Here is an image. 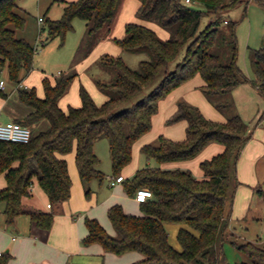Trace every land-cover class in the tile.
Returning a JSON list of instances; mask_svg holds the SVG:
<instances>
[{
    "label": "trees",
    "instance_id": "trees-1",
    "mask_svg": "<svg viewBox=\"0 0 264 264\" xmlns=\"http://www.w3.org/2000/svg\"><path fill=\"white\" fill-rule=\"evenodd\" d=\"M122 0H73L66 4L59 19H48L50 36L65 38L74 29L73 20L87 21L85 47L89 52L96 42L109 35ZM242 0H139L137 15L144 21H155L169 30L162 37L143 21L125 24V34L115 41L124 49L147 52L138 68H132L122 56H103L102 66L113 70L110 81L96 80L106 95L102 104L95 102L82 85L79 106L60 105L77 73L60 74L43 79L44 95L35 87H18L19 100L32 108L23 119L33 135L29 142L0 140V173H4L7 186L0 190L9 224L17 216L28 213L33 223L50 230L55 219L51 211L27 209L24 199L32 194L37 179L47 193L53 207L71 197L72 178L65 157L76 149V161L81 178L90 195L88 184L105 177L95 143L101 137L109 141L115 177L133 160L135 143L153 127V118L159 112L160 102L176 88L201 75L202 92L210 98L223 97L248 80L238 63L239 46L236 36L237 22L222 27L223 13ZM264 7V0H258ZM203 4L205 9L195 4ZM211 16L201 28L203 17ZM27 17L19 0H0V70L7 68L15 84L22 81L23 70L34 68L36 46L19 36ZM185 50L182 60L179 54ZM257 90L264 96V45L254 49ZM3 78L0 77V81ZM9 93L0 86V98ZM230 106L218 103L220 110ZM261 118L264 119V110ZM49 127L36 131L41 120ZM181 120L188 122L186 137L175 140L161 135L155 142L141 147L146 164L132 178H125V189L135 197L138 189L148 187L153 196L140 202L142 214L125 211L121 203L108 209L115 233H110L97 218L86 217L88 234L83 243H100L108 252L121 255L130 251L141 252L144 257L129 264H232L224 253V242L233 212L231 188L238 184L237 160L248 128L239 115L226 121L213 120L188 100L181 98L177 110L168 118L169 124ZM221 143L225 149L200 166L203 178H197L190 169H167L162 164L197 157L211 143ZM264 198V191L258 190ZM167 223H183L178 233L182 250L169 241ZM198 232V234L196 233ZM233 245L249 257V261L235 264H264V246L252 241H232ZM10 253L0 256V264H8Z\"/></svg>",
    "mask_w": 264,
    "mask_h": 264
},
{
    "label": "rangeland",
    "instance_id": "rangeland-1",
    "mask_svg": "<svg viewBox=\"0 0 264 264\" xmlns=\"http://www.w3.org/2000/svg\"><path fill=\"white\" fill-rule=\"evenodd\" d=\"M70 1L73 0H19V6L26 15L27 22L24 29L18 30V35L27 38L37 48L34 68L30 72L22 71L21 83L25 86L24 83L27 82L28 88L35 87L38 94H44V77L48 76L53 79L60 74L76 72L77 75L68 91L61 98V103L66 109L69 105H81L80 87L82 85L89 91L96 103L102 104L106 100V96L98 87L96 80L100 78L110 81L114 78V72L101 65L100 60L103 56H122L132 68H138L143 59L150 58L147 52L124 49L115 41L116 38L124 36L125 22L143 21V23L154 27L162 37L166 36V33L170 36L169 30L157 22L144 21L138 17L139 0H122L112 24L111 33L103 35L104 37H101L87 52L85 44L88 26L87 21L80 17L74 18V29L69 31L64 39L59 35L49 37L48 19L61 18L64 7ZM195 5L200 9H205L203 4L196 3ZM40 17L45 20L41 21ZM210 18L211 16L208 14L203 17L201 28L208 24ZM222 18L224 19L221 23L222 27H230L234 22H237L238 63L248 80L235 87L228 95L220 98H210L203 93L204 106L195 105L210 119L211 117L206 113L208 112L206 111L207 105L211 108V112L225 116L226 119L233 115H239L248 128V139L237 160L236 178L238 184L231 188L233 212L224 242V253L228 261L235 264L249 261V257L234 246L232 241H252L264 246V198L258 192L260 189L264 191V119L261 118L264 110V96L256 88L258 79L254 65V49L264 45V7L258 0H242L225 11ZM184 55L185 50H182L177 61L182 60ZM0 77L5 79L4 89L9 93L10 102H19L15 103V106H9V109L16 108L17 112H21L29 108L19 100L18 87L23 86L21 83L12 82L7 68L0 70ZM221 102H228L230 106L225 110H220L217 105ZM163 112L160 110L157 113L154 126L145 135L155 136L152 142L157 141L161 135L167 136L166 132L159 135L163 126L167 129L174 125V123L169 124L167 120L164 124H160L159 119ZM42 122L49 123L46 119L41 120L38 123L39 127L43 124ZM139 142L137 141L135 145L138 146ZM95 151L100 158V168L106 175L102 183L98 179H93L87 187L91 191L96 189L102 196L107 192L110 193L114 188L109 186L108 181V176H113L114 172L109 141L106 137L97 140ZM132 162L134 165L138 164L137 170L146 164H156L154 159L147 160L141 153V149L134 152ZM123 173L128 175L127 179L134 175L129 174L128 166L123 168L121 174Z\"/></svg>",
    "mask_w": 264,
    "mask_h": 264
},
{
    "label": "crops",
    "instance_id": "crops-1",
    "mask_svg": "<svg viewBox=\"0 0 264 264\" xmlns=\"http://www.w3.org/2000/svg\"><path fill=\"white\" fill-rule=\"evenodd\" d=\"M165 35L164 38L169 37V34L166 33ZM24 84L28 86L27 82ZM203 84L204 79L201 75H197L163 99L160 102L159 109V112L160 110L164 111L159 119L160 124H164L177 110V102L182 97L193 104L204 106L203 92L201 90ZM39 95L43 96L44 94L40 93ZM15 103L19 102H10L9 98H0V119H23L32 111L29 106V108L21 112H17L16 108L9 109V106H15ZM60 105L66 109L62 105L61 100ZM206 111L211 119L218 121L227 120L225 116L211 112V108L208 105L206 106ZM155 116L153 118V126L156 120ZM42 123L40 127L36 126L37 132L49 127V123ZM187 125L188 122L186 120H181L167 129L163 126L159 135L166 132L169 138L175 140L184 139ZM145 135L138 140L140 141L138 146L134 145L133 157L134 152H138V149L140 150L144 144L152 142L155 138V136ZM224 149L225 146L223 144L214 142L193 159L167 162L162 164V167L167 169H190L197 178H203L204 172L200 163L204 159L211 158L222 152ZM65 157L68 160L72 178L71 197L58 206H49L51 203L47 193L38 180L35 179L32 185V194L23 201L24 207L27 209L51 211L54 208L55 219L50 230L37 227L28 213L20 214L14 223L9 224L5 213L6 204L0 202V251L2 252L0 256L10 253L8 264H75L76 262L79 264H129L143 258L144 255L138 251H130L118 255L106 251L100 243L88 245L83 243V238L88 234V228L85 223L87 216L97 218L110 233L114 234L115 229L108 216V209L113 204L121 203L125 211L133 214H142V210L140 202L126 192L123 181L112 184L117 178L115 176H108L109 186L114 187L110 193L107 192L101 196L99 191L92 189L90 195L87 196L86 186L81 178L76 161V149L65 155ZM137 168L138 164L134 165L131 162L128 165L129 174H134ZM124 176L126 178L128 175L125 173ZM100 182L102 183L103 181ZM6 186V176L4 173H0V190ZM166 226L170 243L177 249L182 250V245L178 240V233L186 225L183 223H167ZM196 233L198 234V232Z\"/></svg>",
    "mask_w": 264,
    "mask_h": 264
},
{
    "label": "built area",
    "instance_id": "built-area-1",
    "mask_svg": "<svg viewBox=\"0 0 264 264\" xmlns=\"http://www.w3.org/2000/svg\"><path fill=\"white\" fill-rule=\"evenodd\" d=\"M187 2H191V0H186ZM40 20L42 21L43 18L41 17ZM6 82L4 79L0 81V86L4 89ZM23 86V84H21ZM27 87V86H26ZM33 135L32 129L22 124L16 120H2L0 119V140H8L13 142H23L27 143L31 140ZM125 180V176L123 174L119 175L112 184L116 182H122ZM153 196V191L148 187H143L138 189L135 199L138 202L146 201L148 198ZM51 206V204H49ZM2 252L0 251V255Z\"/></svg>",
    "mask_w": 264,
    "mask_h": 264
}]
</instances>
